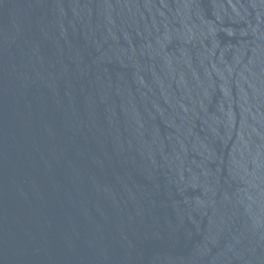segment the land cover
Wrapping results in <instances>:
<instances>
[{
	"label": "water",
	"instance_id": "obj_1",
	"mask_svg": "<svg viewBox=\"0 0 264 264\" xmlns=\"http://www.w3.org/2000/svg\"><path fill=\"white\" fill-rule=\"evenodd\" d=\"M0 264H264V0H0Z\"/></svg>",
	"mask_w": 264,
	"mask_h": 264
}]
</instances>
